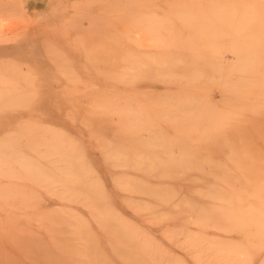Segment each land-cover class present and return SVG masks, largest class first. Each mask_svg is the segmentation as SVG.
I'll return each instance as SVG.
<instances>
[{"label":"rangeland","instance_id":"374dc122","mask_svg":"<svg viewBox=\"0 0 264 264\" xmlns=\"http://www.w3.org/2000/svg\"><path fill=\"white\" fill-rule=\"evenodd\" d=\"M0 264H264V0H0Z\"/></svg>","mask_w":264,"mask_h":264}]
</instances>
